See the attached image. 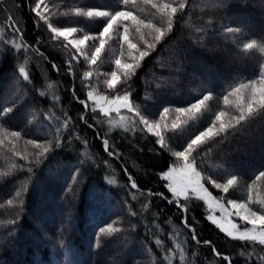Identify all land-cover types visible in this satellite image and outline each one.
I'll return each instance as SVG.
<instances>
[{"label":"trees","instance_id":"1","mask_svg":"<svg viewBox=\"0 0 264 264\" xmlns=\"http://www.w3.org/2000/svg\"><path fill=\"white\" fill-rule=\"evenodd\" d=\"M9 1L21 25L23 47L16 48L0 35V110L14 109L0 119V129L7 130L0 131V140L8 136L0 144V264H169L166 253L171 264H229L224 257L231 258V264H258L264 246L229 237L207 219L201 202L181 204L185 212L171 199L161 176L172 163L169 143L161 148L152 133L116 129L107 136L108 151L114 153L108 155L103 131L89 106L79 102L88 103L85 69L78 65L69 74V65L46 42L47 25L31 11L33 0ZM47 3L53 23L61 27L88 22L89 17L71 11L77 7L131 10L157 26L161 23L155 10L140 0L135 7L132 3L125 7L120 0ZM126 23L136 42L132 22ZM227 27L241 31L228 33ZM145 35L151 39L147 30ZM252 40L256 47L243 49ZM262 49L264 0H188L184 13L175 17L173 30L130 80L123 78L119 90H128L132 102L152 117L161 107H186L208 92L209 113L222 110L238 116V110L224 109V95L243 78L258 75V63L264 64ZM11 131L21 132V137L12 138ZM28 140L50 151L38 161L36 153L42 149ZM198 149L199 160L221 166L219 178L236 174V184L242 187L254 182L255 174L264 171V111L246 115L235 128ZM77 171L74 191L68 192ZM129 175L138 189H131ZM193 229L199 243L192 239ZM248 253H254L251 260Z\"/></svg>","mask_w":264,"mask_h":264},{"label":"snow or ice","instance_id":"2","mask_svg":"<svg viewBox=\"0 0 264 264\" xmlns=\"http://www.w3.org/2000/svg\"><path fill=\"white\" fill-rule=\"evenodd\" d=\"M123 6H127L132 3L133 7L136 6L137 0H120ZM145 5H149L152 9H154V16H158L160 20V26H157L152 22L151 19H144L138 15H134L131 10H115V11H98L94 9H88L84 11L83 9L77 7L72 9L75 15L78 16H88V17H105L106 23L99 32L98 35H90L83 34L80 35V31L76 27L72 26H58L53 23V12L51 11V6L46 0H34V5L30 3V9L35 14V16L39 17L40 20L44 21L47 25L48 29L52 33L51 39L58 40L60 37H63L67 44L65 47L67 48L69 45L71 48L75 49V53H71V58L68 60L69 65V74H72V61L80 62V59L83 58L89 65L90 70L85 73L86 77L89 79L93 76V71L91 70L92 66H96L98 60L100 58V54L104 49L105 44L108 40L111 39V33L119 29H123V32L119 35V40L122 42L121 44V55H124L123 45H127V55L129 57L130 62L121 63V59L119 57L116 58V70H112L108 73H105L106 76L110 78L105 81L107 85V89L110 91H117V85L121 82L120 77L118 76V71H122L125 82L131 79V76L135 74L136 69L141 66V62L145 57L149 56L152 51H155L156 45L159 44L164 37L173 30L174 20L177 14L184 13L186 6L188 5V0H140ZM212 2V0H210ZM64 13H61L63 15ZM9 25L14 32H19L18 26L13 22L12 17L9 16ZM126 21H131L132 26L134 27V32L138 39L136 42L133 40L136 37L130 38L132 33H130L129 25ZM145 30H147V35L151 37V39H147L145 35ZM196 31H202V29H196ZM228 33H239L241 29L227 27L225 29ZM75 34V35H74ZM70 37H72L70 39ZM98 41V43H97ZM17 48L21 47V44L16 45ZM27 47V45H24ZM256 47V41L252 40L251 42L244 43L243 49L251 50ZM264 50V49H262ZM135 53V54H134ZM56 67V65H53ZM258 75L254 74L251 78H243L242 81L236 86L232 87L231 92L227 95H224V103L225 105L230 104V97L235 95V104L234 106L239 111L238 116H232L231 120L234 121V124L224 123L222 118L226 116L228 113L225 111H218L215 114V119L211 121V124L204 128L203 131H200L198 135L193 133V138L189 139L186 143V147H183V150L174 151L173 155L182 162L179 168L173 167L170 169V173L166 174L164 179H171L172 183L168 185L169 191L173 193V196L176 198L177 206L181 208L182 211H187L186 206L179 204V199L183 197L185 200L189 199L191 195L204 193L206 197H210L211 194L208 193L207 189L204 187V184L211 183L215 188L221 189L226 195L230 193V189L238 182V177L236 174H231L230 176L224 177V182H218L219 177L213 176L211 174L205 176L200 171L197 170L195 166V157L193 153L196 152L197 148L201 145L205 144L207 141L214 139L216 136L226 133L229 128H235L237 125L244 121L247 116H251L254 112L264 111V64H259L257 67ZM20 72L24 73V68H20ZM25 79H28V76L25 75ZM246 81V82H245ZM75 95V93H74ZM78 99V98H77ZM212 99V93L208 92V94L202 95V98H197L194 103H190L188 107H177L175 108V112L177 116L172 123V130L179 129L183 124L187 123L186 120H181L182 115H186L189 120H197L200 118V115L206 110V102ZM88 100L94 101L100 108L101 113L104 116H109V114L113 111L119 113L121 109H126L129 113H132L134 117L139 118V122L143 124L149 132H152L154 135L158 137L157 143L161 148H165L168 146L169 137H166L161 134L162 127L166 128V125H161V121L168 120L169 108L165 107L162 112L159 113V120L149 119L143 112V110L136 106L131 101V93L125 91L123 94H117L115 96H94L93 92H88ZM80 103L85 104L87 108L86 101H79ZM13 107H4L0 110V119L6 116L9 113L13 112ZM123 120L124 118L121 117ZM81 120H84V117L81 116ZM86 122V121H85ZM217 122H219L217 126ZM71 123V119H66L64 121V127L67 128ZM91 126V125H90ZM155 130V131H154ZM0 131H7L6 129H0ZM60 132V129H57V133ZM8 135H10L14 139H18L21 137V132L19 131H11ZM8 139V136H5L3 140H0V144H3L5 140ZM28 144L32 145L36 149H42V151H38L36 156L38 158L44 157L46 153L50 151V147L37 143L36 140H28ZM50 143V142H49ZM105 146V151H108L109 141L105 139L103 141ZM60 141L56 139V145L59 146ZM109 156H113L114 153L108 151ZM118 157L119 153H115ZM21 159H27L26 156L21 155ZM31 171V169H29ZM179 171V178H175L172 174ZM129 181L131 189H138V185L129 175ZM72 184L68 186L67 191L73 192L74 187L78 181V171L77 174H73L71 176ZM264 181V171H259L258 174H255V181ZM109 183H115V181H109ZM152 195V193H149ZM155 195H163L161 193H156ZM16 196H20V192L16 193ZM135 198V197H133ZM226 198V197H225ZM223 199V198H222ZM173 201L169 200V203ZM12 201H9L11 204ZM23 201H21V204ZM219 207L221 209L222 215L227 213L228 217L235 216L240 221L245 222L246 225H252L251 228L244 227L243 230L237 227L236 222L231 219L226 220V224H218L221 228V231L226 232L229 237L234 239H239L241 241H249L254 244H259L264 246V198H256L254 199L252 196L251 186L249 188V193L247 200H227V205L231 207L234 211H229V209L224 205L217 201ZM253 205L256 207L254 208ZM147 207V206H145ZM135 215V213H132ZM213 220V223H216V219L213 217H209ZM9 224L13 223V221L9 220ZM184 224L186 227H190L187 224V219L185 218ZM135 228V225H133ZM109 231L111 229V225L108 228ZM100 233H104L106 229L101 227L99 229ZM192 239L197 240L199 243L197 236L195 234V230L193 229ZM205 244H209L210 241H205ZM156 244L162 245V241L157 239ZM179 248V245H177ZM215 252V248H213ZM254 253H248V258L251 260ZM181 259H183V250L180 251ZM219 256V253H216ZM165 258L169 260V264H171V257L168 253L165 254ZM224 259L229 261L231 264V258L224 257ZM258 264H264V255L258 256Z\"/></svg>","mask_w":264,"mask_h":264},{"label":"rangeland","instance_id":"3","mask_svg":"<svg viewBox=\"0 0 264 264\" xmlns=\"http://www.w3.org/2000/svg\"><path fill=\"white\" fill-rule=\"evenodd\" d=\"M10 4L11 2L9 0H0V35L5 37L6 41L10 43L11 45L16 47L17 44H21V47H23V41L21 39L22 38L21 25L19 24V22H17L16 18H14L13 13L11 11L12 8ZM33 5H34V0H33ZM94 10L108 11V10H103V9H98V8H94ZM9 16L12 17L13 22L18 26L19 32H14L12 28L10 27L9 20H8ZM87 21L88 22H85L84 24L75 25L72 27H76L79 30H81L79 33L80 35H83L85 33L90 34V35H98L99 32L102 31L106 23V18L94 16V17H89ZM101 21H103L102 25H100ZM122 32H123V29L121 28L119 29L118 32L114 31L111 33V39L108 40L107 43L105 44L104 49L102 50L100 54V58L98 60L97 65L92 66L91 68V70L93 71L92 78L89 79L88 77H86L87 83H85V85H87V97H88L89 91L93 92L94 96H108V97L115 96L117 94H123L125 92V91L119 90V84L117 85V91H114V92L110 91L107 89V85L105 83V81L110 78L109 76H106L105 73H108L112 70H116L115 60L117 57L121 59L122 64L125 62H130L129 57L127 55L128 50H127L126 44L123 45L124 55H121L122 42L119 40V35ZM45 33L48 37L46 42L49 44V47L53 48L57 53H59V55L68 65V60L71 58L70 54L75 53V49L71 48L70 45L66 48L65 45L67 44V41H65L63 37H60L58 40H52L51 39L52 33L50 32L47 26L45 27ZM71 38L72 37H70V39ZM38 64L40 66V63ZM81 64H83V66H81ZM78 65H80V68L85 69V72H88L90 70L88 63L83 58L80 59L79 63H77L76 61H72V67L75 70L78 67ZM118 76L120 77V81H122L124 78L122 71H118ZM49 87L51 90H53V87L50 83H49ZM149 97L151 98V96ZM235 99H236L235 96L234 98H230V104L227 105V107H225L224 109H229L231 111H237V108L234 106ZM87 106H89L90 112L92 113L95 123L103 131L104 140L107 139V136L109 133H111L112 131L116 129H121V130H126V131H131V132H135V131L149 132L146 129V127L139 122V118L134 117L133 114L129 113L126 109H121L119 113L113 111L109 114V116L106 117L101 113L99 106L94 101L88 100ZM175 108L176 107L169 108V113L167 114L168 120L161 121L162 126L163 125L167 126L166 128L162 127L161 134L170 138L168 140V143L173 147L172 163L169 165L167 169H165L162 172L161 174L162 178L166 174H169L170 169H172L174 166L179 168L182 164V162L173 155V152L183 150V147H186L187 141L193 138V133L198 135L200 131H203L204 128L208 127L211 124V121L215 119V114L218 111H222V110H218L216 112L209 113L208 107L206 106L205 112L202 113L200 115V118L197 120H189L186 115H182L181 120H186L187 123L183 124L182 127H180L179 129L172 130V123L177 116V113L175 112ZM163 109L164 107H161L159 109L160 112H162ZM159 113L156 116L152 117V116H149L146 111H144V114L148 116L149 119H155V120L160 119ZM232 116H236V115L232 113L231 114L228 113L226 116L222 118V121L226 124L229 122L234 124V121L231 120ZM121 117H123L124 119L122 120ZM204 121H205V124L203 126ZM218 124L219 122H217V126ZM200 125H201V128H200ZM149 133H152V132H149ZM198 154H199V149L197 148L196 152L193 153V156L195 157V166L197 167V170L200 171L205 176L211 174L213 176L220 177V174L222 172L221 166L217 165L218 167H214V166H211V164L208 161L199 160L197 158ZM172 175L178 179L180 176V173L179 171H177L176 173ZM223 176L227 177V175L226 176L223 175ZM223 178H219L218 182L223 183L224 182ZM164 180L166 182L167 188L169 189L168 185L172 183V180L171 179H164ZM208 184L211 186L212 189H210L207 186ZM250 186L252 190V196L254 199L264 198V181H256L255 183L251 182L243 187L241 185L235 184L233 188L230 189V193L227 195L221 189H217L211 183L206 182L204 184V187L207 189L208 193L211 194L210 197H206L204 193L201 192L198 194L191 195L190 198L187 200L181 197L179 199V204H185V203L190 204L191 202H195V201L201 202L204 212H205V216L212 223H213V220L210 219L209 217L215 218L217 222L214 224L216 226H218V224H226V220L231 219L234 222H236L237 227L241 230H243L244 227L251 228L252 225H246L245 222L240 221L235 216L228 217L227 213H224L222 215L219 204H217V201H219L221 204H224L229 209V211H234L233 209H231L230 206L227 205V200L228 199L237 200V201L247 200ZM171 194H172L171 199L177 203L176 198L173 196L172 192ZM253 207L255 208L256 206L253 205Z\"/></svg>","mask_w":264,"mask_h":264}]
</instances>
